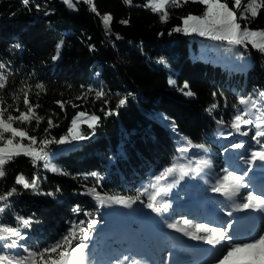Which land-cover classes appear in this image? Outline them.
I'll use <instances>...</instances> for the list:
<instances>
[{
  "label": "trees",
  "instance_id": "16d2710c",
  "mask_svg": "<svg viewBox=\"0 0 264 264\" xmlns=\"http://www.w3.org/2000/svg\"><path fill=\"white\" fill-rule=\"evenodd\" d=\"M228 2L232 7V0ZM93 3L96 11L84 1L78 2V11H71L62 0H30L28 5L22 0H0V63L6 65L0 72L8 75L0 97L5 106H12L9 111L18 115L17 106L20 111L26 110L20 89L31 85L28 98L32 104H39L36 112L45 119L39 127L35 120L23 126L38 141L45 136L59 139L65 135L79 112L101 117L94 134L81 124L89 139L47 146L50 163L71 175L45 169L43 161L34 165L25 156L6 165L0 194L12 187L17 192L9 198L10 208L0 215V220L15 224V215L31 217L33 223L25 230L27 241L22 243L44 247L59 240L74 222L84 221L87 227L88 221L94 219L98 223L88 241L89 264H114L125 256L140 259L136 264H142L144 257L158 264L165 253L169 260L173 259L171 247L188 252L189 264L214 260L216 253H199L188 243L195 239L166 225L179 221L178 227L192 231L183 224L185 219L217 222L219 218L207 211L206 202L217 195L212 188L224 170L242 175L250 169L245 176L247 187L240 194L264 193V162L249 165L241 159H247L259 147L251 139L255 128L249 136H242L230 127L234 115L247 107L239 103V96L251 93L253 100L260 99L264 105V99L258 96L264 91V53L250 46L252 65L247 69L230 67L209 56V51L198 47V42L188 35L173 32L174 27L182 25V17L205 11L199 2L181 0L180 7L167 5V22H161L162 13L144 6L147 0ZM246 3L242 0L241 9L234 8L238 17ZM109 13L113 17L110 32L103 23V16ZM122 20L128 23L122 24ZM240 23L264 30V9L255 19ZM60 41V57L53 60ZM170 79L176 84L170 85ZM185 82L195 96L180 91ZM37 84H43L46 90L37 89ZM101 87L107 95L96 99L95 90ZM89 88L94 91L88 92ZM14 93L19 100L14 99ZM123 97H127V103L118 109V115L103 114L108 109L115 110ZM57 101L65 102L64 106ZM213 104L218 106L209 113L207 109ZM48 119L56 126L49 128ZM220 119L226 123L218 124ZM184 138L203 147L181 152ZM241 141L245 142L244 148L230 147ZM198 160L210 161V167L185 176L177 184L172 183V177L155 180L173 163L194 168ZM253 170L260 176L254 177ZM21 173L28 179L40 177L39 192L15 184ZM93 187L108 196L139 199L131 207L115 203L101 206L87 194V189ZM164 188L167 192L161 191L156 203L166 200L170 208L161 215L149 209L147 203L153 192ZM48 192L55 196L43 194ZM190 197L195 198L193 207L188 204ZM76 206L81 211H74Z\"/></svg>",
  "mask_w": 264,
  "mask_h": 264
},
{
  "label": "snow or ice",
  "instance_id": "6c2138e0",
  "mask_svg": "<svg viewBox=\"0 0 264 264\" xmlns=\"http://www.w3.org/2000/svg\"><path fill=\"white\" fill-rule=\"evenodd\" d=\"M87 3L92 5V10L96 11L93 0H86ZM127 3H131L132 0H126ZM189 0H183V3H188ZM192 2H199L205 6V11L201 15L188 14L182 17V25L176 26L172 29L173 32H183L185 34L197 33L200 36L210 37L215 41L227 42L230 45V51H236L237 55L241 58L245 53L239 51V46L244 49L248 48L251 44L252 48L264 53V30H252L248 27L247 23L242 28L240 21H249V19H255L260 10L264 9V0H247V3L240 11L239 17L235 9H241L242 0H232L233 6H229L228 0H192ZM24 5H28L30 0H22ZM65 3L69 7L75 9V4L72 0H65ZM172 4L176 7L182 6L181 0H147L145 7H149L155 13H162L160 16L161 22H167L169 18V12L167 5ZM39 8V5H36ZM113 17L112 15L105 14L103 16V23L106 29L110 32V25ZM122 24H127V20H122ZM163 35V33H161ZM117 38L119 35L117 34ZM63 46V41L57 45L56 55L53 56V60L59 59L60 49ZM19 47V45H15ZM5 64L0 63V69H4ZM8 83V75L0 72V89H5ZM170 85H175L176 81L169 80ZM37 89L45 91L43 84H37ZM185 89H188L185 91ZM31 91V85H26L20 89L23 93V104L26 106L25 111H20L17 106L15 111L18 115H13L9 109L11 105L5 106L3 97H0V180L6 177V165L13 162L20 156H25L31 159V162L36 165L43 161V167L54 173L60 175H71L64 172L62 169H58L50 163L51 153L47 151V146L53 143L66 144L73 141H83L90 137L85 135L81 130V124H86L89 129L92 130V134L95 133V129L101 122V117L95 113L88 114L86 112H79L73 118L71 126L65 135L59 139L55 137L49 138L43 137L38 141L36 135H30V129L24 127L25 124H31L33 120L36 121V126L39 127V123L45 118L39 116L36 109L39 108V104H32L29 100V92ZM94 91L92 88L88 89V92ZM180 91L186 96H195V93L190 90L187 82L184 83L183 88ZM39 95V92H37ZM107 95L103 87L95 90L96 99H102ZM213 95H216L213 93ZM14 99L19 100L20 96L13 94ZM259 98L264 99V91L258 93ZM82 97H78L81 99ZM61 107L64 106L63 101H57ZM107 104L108 101L104 100ZM127 103V97H123L119 100L116 109H108L103 114L105 116L118 115V109L123 107ZM239 103L245 105L243 110L239 111L231 120L230 127L235 130V133H239L242 136H249L253 127L255 128L254 134L251 139L259 147L251 152L250 157L244 159L245 164L253 165L256 161L264 162V105L260 103V99L253 100L252 94L239 96ZM74 107L76 105H73ZM218 105L213 104L207 111L211 113ZM255 110V111H254ZM103 111V110H102ZM49 128L55 127L51 119H48ZM218 124L224 125L226 122L223 119L217 121ZM15 125V126H14ZM245 126L247 127L245 129ZM175 130V125H173ZM245 129V130H242ZM48 129H45L47 132ZM233 133H229L232 135ZM185 139V146L180 149L181 152L188 151L190 147H203L202 145H192V142ZM27 141V142H25ZM233 149H242L245 147V142L233 143L230 145ZM227 151V149H225ZM204 167H210V161L198 160L195 167H191L190 164H177L173 163L169 167L163 169V171L155 177L156 181L168 180L170 177L174 178L172 183L177 184L180 180H183L185 176L192 173L199 174ZM244 174L238 175L235 171L224 170V175L217 178L216 186L212 188V191L221 193L223 196L232 199L240 194L242 188H246ZM91 175L95 176L96 173ZM178 177V178H176ZM40 177L36 176L28 179L23 173L16 176L15 184L22 185L25 189H33L39 192ZM156 187L155 184L152 185ZM167 188L159 189L153 192L148 197L147 207L153 212L163 215L170 208L168 201L161 199V202L156 203L157 198L161 197V191L167 192ZM59 191V189H57ZM147 191V189H145ZM17 192L15 187H12L9 191L0 194V215L4 214L6 210L10 208L9 198ZM48 196H55L54 192L43 193ZM87 194L92 195L101 206L106 204H123L131 207L139 197H122V196H108L107 194H101L95 187L87 189ZM238 209H258L264 210V193L255 195L253 192H248L244 197V202L237 205ZM74 211H81L79 206H76ZM90 215V214H87ZM228 216L232 215V212L227 213ZM15 224L11 222H4L0 220V264H89L88 241L91 236V230H93L98 221H88V226L85 227L84 221H80L79 224L75 222L69 227L67 233L63 235L59 240H56L49 246L39 247L35 245H28L22 243L27 241L26 229L30 228L33 220L31 217H25L21 215H15ZM180 222L169 223L166 226L171 229L183 232L185 235L191 236L193 239L203 241L207 244L216 246L220 244H226L222 256L216 261V264H264V232H261L258 236L251 238L248 241H234L230 232L231 224L225 227H210L207 224H192L191 221L185 219L184 225H191L192 231L187 228H180L177 225ZM203 233V234H201ZM76 242L73 246V242ZM128 257H123V260L117 259L114 264H123V261H127ZM130 264H136V261H131Z\"/></svg>",
  "mask_w": 264,
  "mask_h": 264
},
{
  "label": "rangeland",
  "instance_id": "374dc122",
  "mask_svg": "<svg viewBox=\"0 0 264 264\" xmlns=\"http://www.w3.org/2000/svg\"><path fill=\"white\" fill-rule=\"evenodd\" d=\"M65 2V0H62ZM80 1H84L86 2V0H72L73 4H75V9L71 8L68 6V8L71 11H78V2ZM241 27L243 28L244 26L241 25ZM251 29V28H250ZM252 30H263V29H252ZM185 34V33H184ZM189 37H191L192 39H194L195 41L198 42V47L206 49L207 51H209V56L213 57H217V59L219 60H223L224 65H229L230 67H236V66H240V67H245L246 69L249 68L252 65V54L251 51L249 50L251 44L248 45L247 49H244L242 46H239V51H243L245 53L244 57L241 58L239 55H237L236 51H230V45L227 44V42H222V41H215L212 40L210 37H205V36H200L197 33H191V34H186ZM252 175L254 177L260 176L258 175L259 173L255 170L252 171ZM258 180H262V178H259ZM245 183H248V180L245 179ZM247 191H242V193L239 195L240 197L236 196L233 197L232 199H229L225 196H223L221 193H217V196H213L212 199L215 200L214 201H209L206 202V209L209 212H213L215 213L218 218H220L218 220V222L216 223H204L203 221L197 219V218H192L189 219V221L192 222V224H207L210 227H225L226 225H228L229 223L232 224V219L236 218L237 223H240L241 225H248L250 224V227L253 228L252 232L246 233L243 237V240L237 239V236L235 235V230L239 224L234 225L231 227L230 232L233 236V240L234 241H248L253 237L258 236L261 232H264V210H258V209H238L237 205L241 204L244 202V198L246 196ZM258 195V194H255ZM195 198L190 197L188 200V204L193 207V200ZM218 202H222V203H218ZM231 211L232 215L228 216L227 212ZM255 225H257L255 227ZM190 226V230H192L191 225ZM249 228V225L247 226ZM203 234V233H201ZM252 235V236H251ZM198 242V241H197ZM203 242V241H201ZM188 243H191V246H194V248H201V249H216V252L218 253V257L216 258V260L211 263V264H216V261L222 256L223 251L225 249V247L227 246L226 244H223L224 246L221 247L222 244L220 245H210L205 243L202 247V245L196 244L194 241H188ZM199 252H201V250H199ZM170 253L173 254L172 256H174V259L172 261H168V259H166V253L162 256L163 257V262L158 263V264H180L184 261H179L178 260H183L184 259V255H186L188 252H183L181 250L176 249L175 247H171L170 248ZM123 260V259H122ZM133 261L131 259H128L127 261H123V264H130V262ZM137 261V260H136ZM154 263V259H150L147 258L144 260V262L142 264H153Z\"/></svg>",
  "mask_w": 264,
  "mask_h": 264
}]
</instances>
